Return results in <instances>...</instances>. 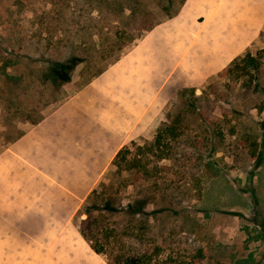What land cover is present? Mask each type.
<instances>
[{
  "label": "rangeland",
  "instance_id": "1",
  "mask_svg": "<svg viewBox=\"0 0 264 264\" xmlns=\"http://www.w3.org/2000/svg\"><path fill=\"white\" fill-rule=\"evenodd\" d=\"M181 1L0 0V152ZM246 52L257 73L217 74L179 91L102 178L123 204L144 198L159 211L145 239L169 259L202 248V264H264V31ZM68 57L81 59L69 82L46 81L49 66ZM250 79L261 89L247 90ZM158 131L161 157L151 148Z\"/></svg>",
  "mask_w": 264,
  "mask_h": 264
},
{
  "label": "crops",
  "instance_id": "2",
  "mask_svg": "<svg viewBox=\"0 0 264 264\" xmlns=\"http://www.w3.org/2000/svg\"><path fill=\"white\" fill-rule=\"evenodd\" d=\"M264 31V0H184L0 152V264H107L73 218L115 155L181 90L201 87Z\"/></svg>",
  "mask_w": 264,
  "mask_h": 264
},
{
  "label": "trees",
  "instance_id": "3",
  "mask_svg": "<svg viewBox=\"0 0 264 264\" xmlns=\"http://www.w3.org/2000/svg\"><path fill=\"white\" fill-rule=\"evenodd\" d=\"M183 1H181V4ZM174 14L169 15L167 19ZM79 62H81V59L76 57H68L53 62L43 77L54 86L63 85L69 82L71 72ZM259 68L260 64L251 57L249 52H246L241 57L233 60L219 74L240 71L241 74H250V77H252L255 72H258ZM103 70L104 68L95 76ZM252 81L250 79L244 87L254 92L260 86L257 82ZM164 131L172 135L170 127L165 128ZM163 141H165V138L162 136L161 131H158L151 148L154 149L155 147L157 151L159 149L158 153L160 154L161 142L163 143ZM127 153V148L123 147L115 155L112 164L118 168ZM159 156L161 157V154ZM106 188L107 184L102 179L82 203L73 218V223L77 226L79 233L90 248L97 255L105 257L107 264H202L204 258L202 248L192 250L190 255L177 256L173 260L162 254L158 245L148 244L147 241L150 240H146L145 236L148 235L147 238H152L150 228H152L159 211L156 209L147 211L146 208L149 202L144 198H134L123 204L121 199L111 192L106 193ZM162 211L165 212L166 216L172 213L170 207ZM81 216H84V218L80 219ZM150 222L153 223L150 224ZM151 242H154V240ZM139 244L151 245V248H149V251L142 250L138 246Z\"/></svg>",
  "mask_w": 264,
  "mask_h": 264
}]
</instances>
